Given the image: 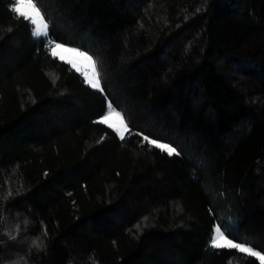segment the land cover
<instances>
[{"label":"trees","instance_id":"obj_1","mask_svg":"<svg viewBox=\"0 0 264 264\" xmlns=\"http://www.w3.org/2000/svg\"><path fill=\"white\" fill-rule=\"evenodd\" d=\"M34 2L47 37L0 0V264H259L209 240L264 254V0Z\"/></svg>","mask_w":264,"mask_h":264},{"label":"snow or ice","instance_id":"obj_2","mask_svg":"<svg viewBox=\"0 0 264 264\" xmlns=\"http://www.w3.org/2000/svg\"><path fill=\"white\" fill-rule=\"evenodd\" d=\"M11 11L15 13L18 18L22 17L25 21L30 22V25L33 26L32 35L34 38L39 39L49 35V24L45 22V17L42 14L41 8L34 0H15ZM57 50L71 53L74 57L78 58L85 67L90 69V73L88 71L82 73L84 82L90 85L92 89L103 91L101 81L98 78L96 61L89 51L81 50L78 47H66L63 42L54 44L51 49L53 57L57 56ZM60 59L64 61L65 57L60 56ZM65 62L71 64L72 68L77 72H82L80 64L74 60L68 59ZM98 123L107 125L109 129H112L116 133L121 141L125 139V133L132 134L134 131L130 125L126 123L124 115L113 106L111 100H108L107 103V114L103 115ZM135 135L142 137V140L151 148L157 149L161 153L167 154L169 157L180 155L177 148L170 143L160 142L158 139L150 138L149 135L140 131H135ZM222 227H224L223 224H217L214 228L215 234L210 236V246L212 249H235L241 253H247L250 257H255L259 261V264H264V254L246 246L245 243H236L232 239H229L228 235L222 231Z\"/></svg>","mask_w":264,"mask_h":264},{"label":"rangeland","instance_id":"obj_3","mask_svg":"<svg viewBox=\"0 0 264 264\" xmlns=\"http://www.w3.org/2000/svg\"><path fill=\"white\" fill-rule=\"evenodd\" d=\"M31 29L33 30V26H31ZM54 44L55 43H53L52 45H51V47H50V52H51V49L53 48V46H54ZM66 47H70V46H67V45H65ZM60 56H63V57H65V60H64V62L66 61V60H68V59H72V60H74L75 62H77L78 64H80V66H81V68H82V72H79L81 75H82V77H83V72L84 71H88L89 73H90V69H88L87 67H85L79 60H78V58H76V57H74L71 53H66V52H62V51H60V50H57V56H56V58H58L59 60H61L60 59ZM62 61V60H61ZM70 66H71V64H69ZM72 67V66H71ZM75 70V69H74ZM76 71V70H75ZM88 85V84H87ZM89 87H91L90 85H88ZM108 103V102H107ZM105 114H107V106H106V110H105V112L97 119L98 121H99V119L103 116V115H105ZM107 126V125H106ZM116 134V133H115ZM161 142V141H160ZM217 225H214L213 226V228H212V234H215L214 233V228L216 227ZM211 234V235H212ZM235 242V241H234ZM237 243V242H236ZM209 245H210V240H209ZM254 250V249H253ZM256 251V250H255Z\"/></svg>","mask_w":264,"mask_h":264}]
</instances>
